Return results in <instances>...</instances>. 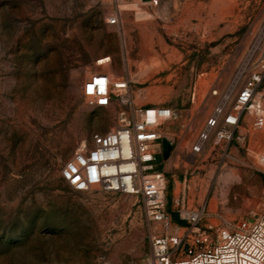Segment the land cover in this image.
<instances>
[{
	"label": "rangeland",
	"instance_id": "1",
	"mask_svg": "<svg viewBox=\"0 0 264 264\" xmlns=\"http://www.w3.org/2000/svg\"><path fill=\"white\" fill-rule=\"evenodd\" d=\"M117 15L118 24L110 17ZM264 22V0H0V264H140L154 230L140 199L82 193L65 164L117 125L83 95L95 73L129 79L131 102L177 114L169 207L185 196L215 225L264 209V131L192 154L217 97ZM264 103V83L260 88ZM175 223L179 222L173 214Z\"/></svg>",
	"mask_w": 264,
	"mask_h": 264
},
{
	"label": "built area",
	"instance_id": "2",
	"mask_svg": "<svg viewBox=\"0 0 264 264\" xmlns=\"http://www.w3.org/2000/svg\"><path fill=\"white\" fill-rule=\"evenodd\" d=\"M110 23L118 24V16H111ZM263 83L264 22L227 88L212 91L217 104L192 146L193 155L204 153L214 139L228 153L233 141L246 139L240 130L247 117L256 131H264ZM130 90L129 79L115 80L108 73H95L85 82L87 104L118 109L117 125L96 134L91 145L83 144L62 168L61 177L78 192L98 189L142 201L154 230L150 251L140 264H264V209L251 219L215 225L205 206L191 208L185 196L169 207V158L164 157L163 141L177 114L165 106L134 104ZM262 161L264 165V155Z\"/></svg>",
	"mask_w": 264,
	"mask_h": 264
},
{
	"label": "water",
	"instance_id": "3",
	"mask_svg": "<svg viewBox=\"0 0 264 264\" xmlns=\"http://www.w3.org/2000/svg\"><path fill=\"white\" fill-rule=\"evenodd\" d=\"M163 148H164V157L168 159L171 156L173 151V147L169 141L166 139L163 141Z\"/></svg>",
	"mask_w": 264,
	"mask_h": 264
}]
</instances>
